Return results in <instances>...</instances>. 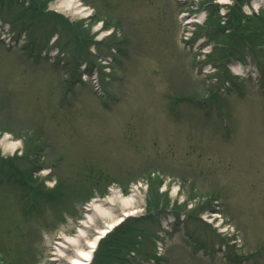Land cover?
I'll return each instance as SVG.
<instances>
[{
  "label": "rangeland",
  "instance_id": "1",
  "mask_svg": "<svg viewBox=\"0 0 264 264\" xmlns=\"http://www.w3.org/2000/svg\"><path fill=\"white\" fill-rule=\"evenodd\" d=\"M63 1L0 0V264L113 192L131 243L88 264H264V0Z\"/></svg>",
  "mask_w": 264,
  "mask_h": 264
},
{
  "label": "bare ground",
  "instance_id": "2",
  "mask_svg": "<svg viewBox=\"0 0 264 264\" xmlns=\"http://www.w3.org/2000/svg\"><path fill=\"white\" fill-rule=\"evenodd\" d=\"M261 1L255 0V3ZM75 2L76 0H64L62 4L65 10L80 13L83 9L78 8ZM3 144L4 149L15 146L14 143L8 145L5 140ZM115 194L111 193L104 200H90L75 232L72 235H61L55 241L50 253L54 264H88L100 238L124 217L132 215L135 197L131 195L129 198H121Z\"/></svg>",
  "mask_w": 264,
  "mask_h": 264
},
{
  "label": "trees",
  "instance_id": "3",
  "mask_svg": "<svg viewBox=\"0 0 264 264\" xmlns=\"http://www.w3.org/2000/svg\"><path fill=\"white\" fill-rule=\"evenodd\" d=\"M12 2H14V1H12ZM234 12H235V10L233 9L232 13H234ZM235 19L236 18H234V16L232 14H230L229 24L232 21L231 25H233ZM236 21H237V23L241 22L240 19H236ZM233 31L236 32L235 28L233 29ZM215 34H217V33H215ZM240 38H241V36H240ZM238 40H240V39H238ZM242 40H244V39L242 38ZM244 42L246 43L245 40H244ZM227 47H231L230 43H228V46H226V49H227ZM229 51H231V50H229ZM126 223L125 224H120L119 226L114 228L113 231L105 239L101 240V242L99 244V248H100V250L103 249V250H101L102 254H104L105 251L108 253L110 251V249H115L116 251H120L121 252V250L124 248L125 244L131 243L130 240H128V239H124V238L120 239L118 237L119 235H129V233L133 230L132 228H135L133 226L131 228L128 227L127 226L128 224H126ZM108 241H109V243H108ZM121 243H123V246H121L122 245ZM108 244L110 245L109 248H108ZM125 248H127V245L125 246ZM98 253H99V251H97V255H98ZM106 257L107 256H104L103 259L106 258ZM119 258L121 259L122 257H119ZM99 260H100L101 263H103L102 259H99ZM104 261H105V259H104Z\"/></svg>",
  "mask_w": 264,
  "mask_h": 264
}]
</instances>
